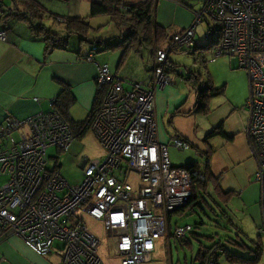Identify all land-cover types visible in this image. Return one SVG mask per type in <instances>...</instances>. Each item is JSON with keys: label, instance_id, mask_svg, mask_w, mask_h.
Here are the masks:
<instances>
[{"label": "built area", "instance_id": "obj_1", "mask_svg": "<svg viewBox=\"0 0 264 264\" xmlns=\"http://www.w3.org/2000/svg\"><path fill=\"white\" fill-rule=\"evenodd\" d=\"M203 21L217 34L212 58L232 57L247 74L245 132L257 163L255 178L263 183L264 0H203L189 27L153 49L149 84L122 79L111 73L108 64H96L102 98L89 130L104 154L82 159L80 184H69L59 168L48 164L47 148L65 153L75 140L54 109L22 120L6 118L0 128V140L9 144L0 151V176L7 177L0 185V235H16L40 256L49 255L58 244L62 264H105L96 236L82 220H74L80 210L103 224L107 252L118 257V264L150 263L157 240L167 235L168 216L191 196L190 172L172 166L168 154L169 147L180 151L189 145L178 137L167 144L159 142L155 88L170 83L165 73L168 54L193 48L196 26ZM208 36L207 32L204 42ZM4 37L0 31V39ZM86 60L93 61L92 55ZM22 128L14 140L11 134ZM128 172L137 175L136 185L127 180ZM189 231L190 225H177L171 232L184 238Z\"/></svg>", "mask_w": 264, "mask_h": 264}, {"label": "crops", "instance_id": "obj_2", "mask_svg": "<svg viewBox=\"0 0 264 264\" xmlns=\"http://www.w3.org/2000/svg\"><path fill=\"white\" fill-rule=\"evenodd\" d=\"M5 1L8 3L7 0ZM36 1L54 15L55 18L48 19L53 24L61 25L57 21L66 16H79L89 20L91 30L87 35L88 41L116 39L123 33V29L114 26L109 16L105 14L89 17L90 0ZM202 4L203 0H154L153 20L159 27L169 30L172 35L190 26L193 19L191 10H200ZM9 26L6 40L0 39V124L7 117L22 120L31 115L47 112L51 100L61 93L62 84L70 89L75 102L73 107L86 109L89 112L97 95L96 63L108 64L111 73L117 75L118 68L125 60L124 58L120 63L123 50H117L110 54L107 52L99 55L98 53L94 55L93 61H87L82 57L89 50L82 47L83 43L80 45L78 39L75 46H69L68 50L55 49L45 55L43 42L33 38L23 22L11 23ZM101 27L106 29L100 30ZM141 50L136 53L140 54ZM151 60L152 53L150 65ZM150 70L151 68L146 70L137 81L144 85L149 84L147 76ZM168 76L170 78L173 75L169 73ZM182 96V92L176 88L171 78L169 85L156 86L155 116L158 140L160 143L167 144L171 138L178 137L186 141L190 148L192 147L190 142H193L190 140L192 134L185 125L186 123L193 125L194 121L191 118L194 114L186 113L193 109L195 97L193 102L185 107L186 102ZM223 113L214 115L203 130L202 138L194 142L201 156H209L210 170L217 177L220 192L222 195L226 194L225 200L229 201L231 197L236 196L242 197L240 203L246 211L249 206H256L254 198L251 201L254 203L247 205L249 203L243 197L246 189L250 187V195H252V192L256 191L257 183H260L261 188L264 187L263 183L255 178L256 166L248 151L249 140L245 132L248 113L237 111V108L231 104L226 105ZM172 114H174L173 117H171ZM218 126H221L226 136H214L205 141V136ZM170 149L176 148L169 147V156ZM79 166L81 167V162ZM209 192L215 198L212 188ZM250 218L255 224L262 244L264 227L257 228L256 220L251 214ZM231 219L229 218L230 224L241 233L242 223L235 220L233 224L234 219L232 217ZM168 220L170 222V215ZM170 231L169 226L164 238L169 249V264H172ZM57 248L58 244L55 245L52 253L40 256L28 248L16 235L5 233L0 235V259H2L0 264H62L61 253L59 249L56 250ZM165 254L159 249L153 258L157 255L165 256Z\"/></svg>", "mask_w": 264, "mask_h": 264}, {"label": "rangeland", "instance_id": "obj_3", "mask_svg": "<svg viewBox=\"0 0 264 264\" xmlns=\"http://www.w3.org/2000/svg\"><path fill=\"white\" fill-rule=\"evenodd\" d=\"M196 10L198 11V9ZM191 11L193 14V19L190 25L194 21L195 14V11ZM87 22L89 23V20H87ZM43 23L53 32L62 35L65 34L63 26L57 23L53 24L52 22L48 21V19H45ZM211 25H214L213 21L211 22ZM104 29H106V27H101L100 30ZM207 30L208 27L205 21L196 26V42L198 46L204 43ZM168 33L171 32L168 30ZM215 38L216 33H210V40H214ZM77 39V36H71L70 46L74 47ZM82 47L88 50L91 48L90 44L87 42H83ZM213 48L199 50L198 52L194 53L192 51L171 52L168 57L171 63L183 71V76L172 73L173 76H170V78L174 82L176 88L182 92V98L186 102L185 107L191 104L195 97V90L186 80L187 76L190 74L198 76L201 82L204 84L207 83V78H209L214 88H220L222 86L224 88L220 95L208 100L207 105L209 111L206 114H194L191 118L194 121L192 126H190L191 124L186 123L185 128H188L192 134L190 138V140L193 141L190 142L192 147L184 151L170 149L169 159L171 165L174 167H180L193 161H199L200 163L204 162L203 156L197 152V144L194 141L202 138L204 132L203 130L207 127L210 119L213 118L214 115L216 116L224 114L223 111L226 105L231 104L237 108V111L240 112L245 111L247 113L248 111L245 106L246 99L249 96V84L246 72L237 67L236 61L232 57L221 55L216 58H212ZM106 53L107 51L100 52L99 55ZM110 53H112V51L108 52V54ZM151 53H153V51L151 52L150 48H142L140 54H137L136 52H128L124 63L118 68L116 76L123 79H128L130 81L139 80L145 71L151 68ZM73 106L70 109V116L73 120L82 121L88 116L86 109ZM14 134L16 137V133ZM200 145H202L201 142ZM248 151L251 160L255 164L254 166H256V171L257 163L255 158L250 153V145H248ZM47 154L52 157L50 166H53L55 163V159L53 158H57L59 170L63 178L71 185H78L82 181V171L79 166L81 160L83 158L92 159L95 157H102L104 151L99 146L92 131L88 130L81 139L74 140L68 152L58 153L55 147H50L47 149ZM126 177L127 180L133 185L137 184V175L134 172H128ZM3 181H5L4 177H0V185L3 183ZM243 197H245L249 203L247 205L254 203L251 202L253 198L256 199V206H249L245 211L244 207L240 203L242 201V197H231L229 201L222 202L219 201L216 196L214 198V195L210 194V198L205 197L206 203H202L201 209L199 207H195L193 212L172 214L169 224L171 229H173L175 225H190L193 227L194 233L198 234L199 236H203L199 237L198 239H191V246L180 245L177 243L175 238H169V244L171 245L170 253L172 264H194L193 258L198 249L199 241H201L203 244H209L207 242V237H212L213 239L220 241L221 244H223L230 252L237 253L243 257H248L249 252L247 250L236 249L231 246V244H229V241L233 240L237 242H243L249 249L254 250L253 242H255L260 236L258 235L255 224L250 218V214L256 220L257 228L260 227L263 229L264 187L261 188L260 183H257L256 191L252 192V195H250V187H248ZM246 214L248 216H246ZM231 217L234 219L233 224L235 223V220L239 223H242L241 233L230 224L229 218L231 219ZM78 218L85 223L87 228L96 236L97 240L99 241L98 253L102 261L105 264H118V257H111L107 252L106 235L103 224L91 220L81 213L80 210L76 211L74 220L76 221ZM263 239L261 240L262 252L260 255V260L256 264H264ZM159 249L166 253L165 256L157 255L149 264H169L170 255L165 238H160L157 240L156 250ZM217 264L232 263L226 260L224 254H220Z\"/></svg>", "mask_w": 264, "mask_h": 264}, {"label": "trees", "instance_id": "obj_4", "mask_svg": "<svg viewBox=\"0 0 264 264\" xmlns=\"http://www.w3.org/2000/svg\"><path fill=\"white\" fill-rule=\"evenodd\" d=\"M7 1L8 3H6L5 0H0V31L5 32L4 40H6L7 34L9 33V25L11 23L23 22L26 28H28L31 36L43 42L45 55L55 49L68 50L70 46V37L74 35L78 37L80 45L83 42H87L91 46L88 53L82 57L83 59H86L89 55H92V59L94 60V55H97L100 52H114L117 50H123V55L120 61L121 63L128 52H139L141 48H150L151 50L159 48L171 37V34L168 33L166 29L159 27L153 20L154 0H90L89 17H95L97 15L105 14L109 16L110 21L114 24V26L123 29V33L118 38L109 39L106 41H101L98 39L88 41L87 35L91 30V27L87 20L84 18H81L79 16H66L63 17L62 20L59 19L57 22L63 26V29L65 31V34L62 35L53 32L50 28L44 25L43 22L45 19L55 17L52 13L47 11L38 1ZM206 24L208 27L207 32L208 34H210L211 28L209 26V22L206 21ZM213 30L215 31L216 29L213 28ZM216 43L217 38H215L214 40H210V36H208L207 40L199 46L196 42V45L191 49H183L173 52L192 51L194 53L198 52L199 50L212 49L216 45ZM168 57L165 73H167V75L169 73L177 74V71L180 69L177 68L173 63H171ZM177 75L183 76V71L181 70L180 74ZM186 80L192 85L193 89L195 90L194 107L186 114H206L209 111L207 105L208 100L220 95L224 89L223 86L220 88H214L209 78H207V83L204 84L201 82L200 78L194 74H190L189 76H187ZM101 98L102 91L97 90V95L94 99L91 110L88 112V116L82 121H75L70 116V109L75 103L74 98L70 92L69 87L62 84L61 93L58 97L51 100L49 110L44 113H48L49 111L54 109L61 120L70 127L74 138L81 139L89 130L90 123L98 108ZM173 116L174 114H172L171 117ZM7 119L14 118L7 117ZM5 122L6 119L0 124V128L5 124ZM22 132L23 128L13 131V135L11 134V137L14 139V133H16V137L14 140L17 141V137ZM214 136H226L221 126L212 129L205 136V141ZM8 145L9 144L5 139H1L0 151L8 149ZM46 155L48 164L50 166L52 157L47 154V150ZM203 158V163H200L199 161L190 162L188 164L180 166L187 169L191 174V196L186 204L183 207L179 208L173 214L193 212V209L195 207H199L201 209L202 203H206L205 197L210 198V188L213 189V194H215L216 198H218L219 201L226 202L224 198L226 194L222 195L217 185V177H215L210 170L209 156L204 155ZM53 159H55L54 165L59 168L57 158L54 157ZM0 177H4V180L6 181V176ZM171 231L169 233V236L173 237ZM199 237L203 236H199L198 234L194 233L193 227L191 226V231H189L184 238H173H175L180 245L191 246L190 240L198 239ZM207 238L206 239L208 240L207 242L209 244H203L201 241H199L198 249L193 258L194 264H217L220 254H224L226 260L232 264H256L260 260L262 247L259 237L255 242H253L254 250L249 249L243 242H237L229 239V244H231V246H233L234 248L247 250L249 252L248 257H243L237 253L230 252L223 244H221L220 241L215 240L212 237Z\"/></svg>", "mask_w": 264, "mask_h": 264}]
</instances>
